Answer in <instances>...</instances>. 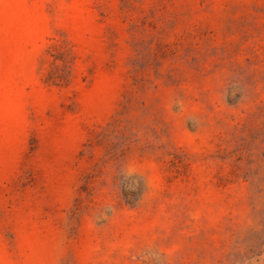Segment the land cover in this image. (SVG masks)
I'll use <instances>...</instances> for the list:
<instances>
[{
	"label": "rangeland",
	"instance_id": "rangeland-1",
	"mask_svg": "<svg viewBox=\"0 0 264 264\" xmlns=\"http://www.w3.org/2000/svg\"><path fill=\"white\" fill-rule=\"evenodd\" d=\"M0 264H264V0H0Z\"/></svg>",
	"mask_w": 264,
	"mask_h": 264
},
{
	"label": "clouds",
	"instance_id": "clouds-1",
	"mask_svg": "<svg viewBox=\"0 0 264 264\" xmlns=\"http://www.w3.org/2000/svg\"><path fill=\"white\" fill-rule=\"evenodd\" d=\"M124 175L133 176V175H142V173H140L139 169L135 166L134 163L130 162L129 165L126 167V170L124 171Z\"/></svg>",
	"mask_w": 264,
	"mask_h": 264
}]
</instances>
